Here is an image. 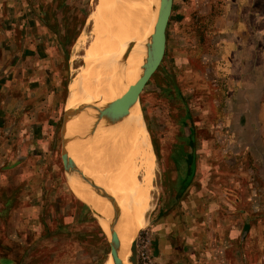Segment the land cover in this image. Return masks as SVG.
Instances as JSON below:
<instances>
[{
  "label": "rangeland",
  "instance_id": "rangeland-1",
  "mask_svg": "<svg viewBox=\"0 0 264 264\" xmlns=\"http://www.w3.org/2000/svg\"><path fill=\"white\" fill-rule=\"evenodd\" d=\"M97 2L0 0V264L113 249L64 159ZM139 99L156 172L137 263L264 264V0H174Z\"/></svg>",
  "mask_w": 264,
  "mask_h": 264
},
{
  "label": "bare ground",
  "instance_id": "bare-ground-1",
  "mask_svg": "<svg viewBox=\"0 0 264 264\" xmlns=\"http://www.w3.org/2000/svg\"><path fill=\"white\" fill-rule=\"evenodd\" d=\"M169 1L98 0L89 14L92 30L76 45L85 66L70 84L69 109L83 104V111L76 116L69 110L64 149L73 192L116 235L118 247L103 264H120L119 257L137 263L136 238L151 207L156 154L140 99L124 100L117 118L113 102L142 75Z\"/></svg>",
  "mask_w": 264,
  "mask_h": 264
},
{
  "label": "water",
  "instance_id": "water-1",
  "mask_svg": "<svg viewBox=\"0 0 264 264\" xmlns=\"http://www.w3.org/2000/svg\"><path fill=\"white\" fill-rule=\"evenodd\" d=\"M173 3H174V0H170L169 1L168 8L166 10L164 18L161 21V25L158 28L159 35H158V38H157L156 46L154 48V51H153L152 55L147 58V60H146V62L144 64V67H143L144 71H143L142 75L140 76L139 80L134 85H131L129 87L127 93L123 97H121V98H119V99H117V100H115L113 102V107H114V112L116 114V118H117V115H118L119 106L124 100L132 99V98H139L145 81L147 80L149 74L154 69V67L158 64V62L160 61V59H161V57H162V55H163V53L165 51L166 41H167V26H168L170 15H171V12H172V9H173ZM82 111H83V104H80L75 109V112L79 116L80 114H82ZM64 159H65V162H66V165H67V169L69 171V167L70 166H69V163L67 161V157H66V152L65 151H64ZM98 216H99V214H98ZM110 237H111V240H112V247L117 249L118 246L115 243L116 235H114L112 233V235ZM119 262H120V264H124L123 260L120 257H119Z\"/></svg>",
  "mask_w": 264,
  "mask_h": 264
},
{
  "label": "crops",
  "instance_id": "crops-1",
  "mask_svg": "<svg viewBox=\"0 0 264 264\" xmlns=\"http://www.w3.org/2000/svg\"><path fill=\"white\" fill-rule=\"evenodd\" d=\"M70 187H71V185H70ZM71 190H72V188H71ZM73 191V190H72Z\"/></svg>",
  "mask_w": 264,
  "mask_h": 264
}]
</instances>
